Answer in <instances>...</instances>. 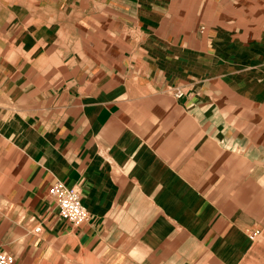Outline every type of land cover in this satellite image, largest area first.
Segmentation results:
<instances>
[{"label":"crops","instance_id":"obj_1","mask_svg":"<svg viewBox=\"0 0 264 264\" xmlns=\"http://www.w3.org/2000/svg\"><path fill=\"white\" fill-rule=\"evenodd\" d=\"M0 251L264 264V0H0Z\"/></svg>","mask_w":264,"mask_h":264},{"label":"built area","instance_id":"obj_2","mask_svg":"<svg viewBox=\"0 0 264 264\" xmlns=\"http://www.w3.org/2000/svg\"><path fill=\"white\" fill-rule=\"evenodd\" d=\"M176 98L182 97L180 90L174 91ZM49 198L54 203L57 216L73 227H78L86 222L89 218V213L81 202V197L78 191L74 188L67 187L63 182H55L48 191ZM40 228H35L34 233H39ZM256 234L249 236L253 241ZM0 264H14V258L3 251H0Z\"/></svg>","mask_w":264,"mask_h":264},{"label":"rangeland","instance_id":"obj_3","mask_svg":"<svg viewBox=\"0 0 264 264\" xmlns=\"http://www.w3.org/2000/svg\"><path fill=\"white\" fill-rule=\"evenodd\" d=\"M252 235V234H251Z\"/></svg>","mask_w":264,"mask_h":264}]
</instances>
